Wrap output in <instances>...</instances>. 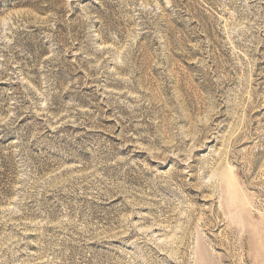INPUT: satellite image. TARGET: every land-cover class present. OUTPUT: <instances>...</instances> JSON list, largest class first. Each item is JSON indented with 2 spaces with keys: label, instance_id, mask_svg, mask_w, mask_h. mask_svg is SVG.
<instances>
[{
  "label": "rangeland",
  "instance_id": "1",
  "mask_svg": "<svg viewBox=\"0 0 264 264\" xmlns=\"http://www.w3.org/2000/svg\"><path fill=\"white\" fill-rule=\"evenodd\" d=\"M0 264H264V0H0Z\"/></svg>",
  "mask_w": 264,
  "mask_h": 264
}]
</instances>
